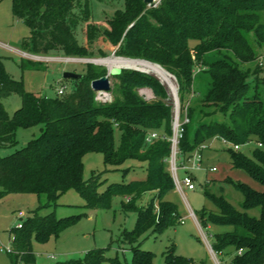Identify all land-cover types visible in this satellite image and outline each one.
Masks as SVG:
<instances>
[{
  "label": "trees",
  "instance_id": "16d2710c",
  "mask_svg": "<svg viewBox=\"0 0 264 264\" xmlns=\"http://www.w3.org/2000/svg\"><path fill=\"white\" fill-rule=\"evenodd\" d=\"M123 3V8L108 18L106 28L93 22L89 0H11V9L13 16L28 27L29 33L21 42H30L34 53L61 50L67 57H90L92 52L80 43L78 34L84 31L85 41L93 42L102 33V40L116 47L117 56L146 60L173 74L183 109L186 95L194 93V68L197 64L204 67L209 87L195 107L197 115L193 106L185 109L189 120L178 142L179 157H187L213 138H225L241 146L252 141L261 143L251 156L234 148L228 153L232 167L245 171L263 189L227 177L226 181L243 195L240 209L221 190L206 188L204 195L214 208H203L197 220L203 227L208 222L231 227L215 233L210 243L215 253L231 256L224 264H264V100L257 93L250 95L247 80L263 64L259 61L254 68L242 67L258 59L255 46L264 48V0H159L156 6L144 0ZM248 32H252L255 46L249 42ZM208 52L218 57L205 62L204 54ZM100 54L104 52L100 50ZM106 73L102 66L86 64L80 78H71L76 84L70 91L41 96L14 79L0 56V148L17 144L18 128L40 125L36 137L9 155L0 156V197L10 193L45 194L46 202L39 208H51L45 215L34 210L21 228L11 230V264H39L32 240L45 243L57 238L85 215L56 218L52 209L69 189H75L89 209L109 208L115 195L129 197L127 202L121 201V207L137 214L133 227L122 232V242L131 250L130 264H153V253L140 248V238L149 231L162 232L180 218L176 204L166 198L175 189L168 164L170 141H146L152 130L166 137L172 133V110L164 87L152 75L119 69L111 74L112 100L102 102L95 98L90 82ZM261 82L264 84V79ZM142 86L151 88L153 100L138 93ZM12 93L18 94L21 102L9 115L1 100ZM90 151L102 152L104 164L111 168L136 161L122 167L124 174L146 163V176L109 184L99 191L100 173L83 179L82 157ZM146 191L154 193L151 201L137 207L134 200ZM254 208H258L257 216L248 212ZM106 249H92L83 258L58 264H102L107 259ZM164 261L194 264L192 258L174 253L173 247L164 253ZM111 262L121 264L116 259Z\"/></svg>",
  "mask_w": 264,
  "mask_h": 264
},
{
  "label": "rangeland",
  "instance_id": "374dc122",
  "mask_svg": "<svg viewBox=\"0 0 264 264\" xmlns=\"http://www.w3.org/2000/svg\"><path fill=\"white\" fill-rule=\"evenodd\" d=\"M123 0H89V11L93 22L101 28H106L107 20L111 17L116 9H122ZM29 33L28 27L12 14L11 0H0V56L6 71L17 80L22 81L23 87L31 92L41 96L56 95L57 89L64 85L65 91L71 90L76 84L71 78H64L63 72L71 71L83 73L86 64H94L106 68L107 73L114 67L108 68L103 63H94L92 59L120 57L114 51L108 41L102 40L101 34L93 42L85 41L84 31H80L78 39L92 52L90 57H67L61 50H52L46 54H36L33 52L30 42H21L26 39ZM247 38L255 46L252 32L247 33ZM100 50L104 54H100ZM258 59L249 63L242 64L243 68H254L256 63L262 61L261 70L258 73H250L247 80L250 85V95L257 93L264 100V48L259 49L255 46ZM25 52V53H23ZM218 55L215 52L204 54V61L209 62L216 59ZM124 58V57H123ZM129 59V58H128ZM131 60H140L133 59ZM146 61V60H144ZM149 62V61H146ZM152 63V62H149ZM155 64V63H152ZM158 65V64H156ZM159 66V65H158ZM161 67V66H160ZM119 69L138 70L156 77L164 87L167 94L168 104L171 106L172 115L170 118V127L172 129L174 109V96L179 104V113L182 115L187 106H193L196 112L199 99L206 93L209 87V76L202 70V66L197 64L194 68V93L186 95V106L181 108L178 98V83L173 74L172 83L175 87V93H172L167 84L154 72L142 71L132 67H118ZM162 68V67H161ZM163 69V68H162ZM110 85L112 76L108 75ZM138 93L146 100L154 99V94L150 87L142 86L137 89ZM110 99L112 94L107 91ZM97 92L95 93V98ZM188 101V102H187ZM4 108L9 115L20 106V97L12 93L1 100ZM201 118L202 116L199 115ZM221 118V116H220ZM211 118L206 117L205 120ZM217 119H219L217 117ZM196 124H192L194 128ZM40 125L31 128H18L16 130L17 144L14 147L0 148V156H6L15 149L20 148L25 142L36 137L40 133ZM116 140L119 139L118 132L115 134ZM202 151L203 168L193 171L195 176V189L187 190L183 188L181 193L176 187L170 191L166 198L176 204L177 211L183 222H177L169 226L162 232H147L140 238L139 246L143 250H149L153 253V264H165L164 253L169 247H173L174 253L190 257L194 264H224L230 260L231 256L221 253L214 254L210 251L209 245L213 240L215 233L225 232L231 229L227 225H219L208 222L207 227L200 226L192 216H189V208L193 210L195 216L203 208L213 209V204L204 195V189L211 191L221 190L226 199L236 208L240 209L243 195L240 191L230 185L226 178L241 181L254 189L262 190L263 186L254 180L245 171L233 168L230 163L229 149H233V144L224 141L221 138H213L206 143ZM259 148L254 141L248 142L241 147V151L251 156L253 150ZM181 158L179 159V161ZM83 179L87 180L94 174L100 173L99 191H103L107 185L116 183H127L133 180H141L146 176V163H140L133 168V171L127 174L123 173L122 167L127 164H135L136 161L129 160L120 168H111L103 162V153L99 151H90L83 155ZM178 165V164H177ZM210 166H215L216 170H209ZM179 167V165H178ZM111 168V169H107ZM177 175L181 179L183 170L177 169ZM221 188V189H220ZM152 191H146L134 200L137 207H145L153 197ZM128 196L115 195L112 198L109 208L89 209L84 206V200L75 189H69L63 193L57 200L54 209L56 218L73 216L85 213L77 223L65 228L57 238H50L45 243H40L35 239L32 240V249L35 254L36 262L39 264H58L61 261L74 258H83L86 252L96 248H107L105 255L107 259L102 264H112L111 260H118L121 264H130L131 250L125 242H122V232L130 230L136 220V212L133 210H124L121 207V201H126ZM46 202L45 194L34 193H10L0 197V247L10 245L11 230L16 228L18 221H24L28 216L33 215L34 210L39 215H45L51 208L40 207ZM158 210V207H155ZM249 214L257 216L258 208L248 211ZM232 250V248H228ZM52 255L53 257H49ZM9 254L0 251V264H11L8 258Z\"/></svg>",
  "mask_w": 264,
  "mask_h": 264
},
{
  "label": "built area",
  "instance_id": "2783aa9c",
  "mask_svg": "<svg viewBox=\"0 0 264 264\" xmlns=\"http://www.w3.org/2000/svg\"><path fill=\"white\" fill-rule=\"evenodd\" d=\"M156 1L157 2L154 4V6H156L157 3L159 2V0H156ZM64 92H65V86L64 85L60 86L56 91V93L58 95H60ZM173 98H174L175 114L173 116V121H172V133H171V135L166 137L164 134H160L158 131L152 130V131L148 132V134L146 136V141L151 142L157 138H166L170 141V154L168 157L169 170L171 172L175 187L181 193H183V188H185L187 190L195 189V182H194L195 176L193 174V171H196V170L203 168L202 151H203V149H205L207 147V145L204 143L199 145L187 157H185L183 159L181 158V160L179 161L180 157H179L178 142H179V139H180L181 134L183 132V125L185 123H187L189 119L186 115V110L182 115H180L179 104H178L177 98H176V96H174ZM96 99L99 101H102V102L111 101L107 91H97ZM221 139H223L224 141H227L225 138H221ZM257 144H258V146H261V143H257ZM241 147H242L241 145L233 144V148L235 150H239V149H241ZM177 164L179 165V167ZM178 168H181L183 170V176L181 179L177 175V169ZM209 170L215 171L216 167L211 166V167H209ZM128 200H129V197H126V201H128ZM188 215L192 216L195 219V221L197 222V224H199L197 217L195 216L193 210L190 208H189ZM178 221L182 223L183 218L180 217L178 219ZM22 223H23L22 221H18L16 224V228H21ZM0 251H4L8 254L13 253L11 245H9L8 247L1 246ZM211 252H213V254H214V251L211 250ZM49 257L52 258L53 256L49 255Z\"/></svg>",
  "mask_w": 264,
  "mask_h": 264
},
{
  "label": "bare ground",
  "instance_id": "6f19581e",
  "mask_svg": "<svg viewBox=\"0 0 264 264\" xmlns=\"http://www.w3.org/2000/svg\"><path fill=\"white\" fill-rule=\"evenodd\" d=\"M94 63H103L108 66V68L112 67H132L137 68L142 71L154 72L162 82L168 85L172 93H175V87L172 83V76L167 73L164 69L156 64H152L146 62L144 60H131L130 58L123 57H110V58H101V59H92Z\"/></svg>",
  "mask_w": 264,
  "mask_h": 264
},
{
  "label": "water",
  "instance_id": "95a60500",
  "mask_svg": "<svg viewBox=\"0 0 264 264\" xmlns=\"http://www.w3.org/2000/svg\"><path fill=\"white\" fill-rule=\"evenodd\" d=\"M144 2L146 4H148L149 6H154V4L157 2L156 0H144ZM42 10H44V8H42ZM119 71L118 67H114L112 68L108 73H106L105 75H102L96 79H93L90 82V86L91 89L95 92L97 91H109L110 89V80L108 75L110 74H115ZM63 77L64 78H80L81 74L79 73H75V72H71V71H65L63 72Z\"/></svg>",
  "mask_w": 264,
  "mask_h": 264
},
{
  "label": "crops",
  "instance_id": "0c3cea01",
  "mask_svg": "<svg viewBox=\"0 0 264 264\" xmlns=\"http://www.w3.org/2000/svg\"><path fill=\"white\" fill-rule=\"evenodd\" d=\"M23 53H25V52H23ZM210 167H211V166H210ZM196 223H197V222H196ZM198 225H199V224H198ZM199 226H200V225H199ZM209 248H210V251H211L212 249H211L210 245H209ZM212 251H213V250H212ZM212 253H213V252H212ZM8 258H9V257H8ZM9 261H10V260H9ZM10 263H11V262H10Z\"/></svg>",
  "mask_w": 264,
  "mask_h": 264
}]
</instances>
